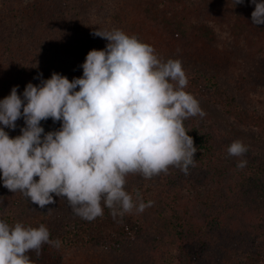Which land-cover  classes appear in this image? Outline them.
<instances>
[{
	"label": "trees",
	"instance_id": "16d2710c",
	"mask_svg": "<svg viewBox=\"0 0 264 264\" xmlns=\"http://www.w3.org/2000/svg\"><path fill=\"white\" fill-rule=\"evenodd\" d=\"M76 1L32 0L23 5L22 0H10L0 10V37H4L0 41L10 43L12 47L21 44L27 49L26 52L21 49L8 65L10 74L5 78L7 82H3L4 87L8 85L6 92L10 93L12 87L18 85V95L23 99L22 94L28 82L34 85L41 83L40 79L34 78L38 73L43 74L44 80L51 77L50 70L46 69V62L42 63L45 51L48 57L61 61L62 57L70 55L79 58L72 48H83L84 51L80 54L83 60L62 72L71 81L82 77L81 65L90 50L106 47L108 41L104 38L101 39L104 45L101 41H96L99 43L96 46L93 45L94 41L86 43L82 40L78 20L74 19L70 23L61 18L59 21L56 19L58 15L55 14H73L69 11L72 9L69 5H78ZM138 1L144 11L150 8L153 0ZM157 1L164 7L163 1L169 5L176 0ZM224 1L226 0H219V4ZM228 1L230 3L233 0ZM138 11L139 8L137 13ZM253 11L254 9L248 8L245 13L252 14ZM207 14H212V11ZM110 16L111 14H106L101 18L100 26L103 31H107L106 28L112 29L114 25H121V19H110ZM72 24L75 27L72 28ZM30 26L33 30L27 32ZM121 26L120 29L126 34L133 32L139 40L151 45L162 60L171 58L181 61L188 78L186 92L219 106L236 125L256 128L264 138V116L238 105L237 94L244 89L235 73L239 68L234 72L225 63L226 65L220 64V69L213 73L211 69L214 63L210 65L203 62L204 70L200 67L192 69L188 62L192 58L190 54L194 55L195 51H189L186 33L177 32L174 38L170 37L171 41L168 42L166 38L158 46H153L149 35L139 33L128 24ZM15 27L19 29L16 31ZM55 37L57 44L60 43L61 46H57L52 53L43 43L54 44ZM67 39L71 40L68 47L71 53L64 47ZM231 65L238 67V62L234 61L233 65L231 61ZM52 72L57 73L55 67ZM231 83L237 84L238 88H230ZM195 120V116H192L183 122L197 148L194 154L195 166H189L187 175L179 168L170 166L166 173L161 172L150 179L140 174H129L126 177L125 189L132 194L134 201L139 192L145 204L153 202L142 213L134 208L131 213H126L123 217L117 216L114 220L110 210L104 207L103 216L88 221L74 214L67 201L55 194H52L54 204L40 208L17 191L12 192V196L0 204V220L10 226H14L16 222H21L26 227H39L43 224L49 229L50 239L60 241L58 248L44 244L39 256L34 251L27 253L32 264H90L81 262L80 259L87 252L97 249H107L114 258H117L118 252L122 253L121 258L130 251L149 255L160 249L159 237L164 239L169 235L168 231L175 238L179 251L189 256L192 264H264V150L255 152L248 149L243 157L229 156L227 149L236 139L226 132L224 137L220 136L214 130H211V136L209 132L201 131ZM16 125L14 130L4 128L10 137L21 134V128L25 126L23 117L17 120ZM41 126L47 133L59 130L61 122H53L49 118L41 121ZM0 127L4 126L0 124ZM229 157L234 159L230 164L227 163ZM241 159L247 160L244 168L237 167V161ZM3 186L0 178V188ZM21 203L29 204L26 209L21 210ZM163 231L168 234H163ZM132 243L135 245L129 246Z\"/></svg>",
	"mask_w": 264,
	"mask_h": 264
},
{
	"label": "clouds",
	"instance_id": "9594fccd",
	"mask_svg": "<svg viewBox=\"0 0 264 264\" xmlns=\"http://www.w3.org/2000/svg\"><path fill=\"white\" fill-rule=\"evenodd\" d=\"M250 3L252 24H264V0ZM92 35L108 43L88 52L82 77L70 81L53 72L44 80L38 73L41 83L28 82L23 99L16 85L0 100V178L40 208L54 204L55 194L82 219L103 216L107 207L115 220L153 203L145 204L139 192L133 200L125 189L129 174L150 179L174 166L187 175L195 166L197 148L183 122L205 112L185 91L188 78L179 59L164 61L151 45L119 29ZM21 117V134L10 137L4 128L14 130ZM49 118L61 122L59 130L45 133L41 121ZM247 151L240 140L227 149L232 157ZM246 164L241 159L237 167ZM44 244L60 246L45 225L0 220V264H32L27 253L39 256Z\"/></svg>",
	"mask_w": 264,
	"mask_h": 264
},
{
	"label": "rangeland",
	"instance_id": "374dc122",
	"mask_svg": "<svg viewBox=\"0 0 264 264\" xmlns=\"http://www.w3.org/2000/svg\"><path fill=\"white\" fill-rule=\"evenodd\" d=\"M9 1L0 0V10L4 9V5H7ZM31 1L22 0V3L25 5L31 3ZM76 2L78 5H73V3L69 5L72 8L69 11H72L73 14H55L58 15L56 19L59 21V18H61L62 21L67 20L70 23L74 19L78 20L79 31L82 32H79V34L82 40L86 43L94 41V46L99 45L98 42L102 38L99 36H96L98 39L93 37L92 32L100 29V31H103L100 22L106 14H111L110 19H121V25L128 24L130 28L139 33L149 35L150 38H147L150 39L153 46H158L166 38L168 42L171 41L170 37L174 38L177 32L186 33L189 51H195L194 55L190 54L192 58L188 65H191L192 69H197L198 67H205L203 62L210 65L213 62L211 69L213 73L220 69V64L226 65L225 63L229 64L234 72L239 68L235 73L243 83L244 89L237 94L238 105L247 108L254 114L264 116V24L253 25L251 14L245 13L248 8H255L250 0H244L243 4L236 5L235 0L230 3L226 0L221 4H219V0H194V3L192 0H176L169 5L163 1L164 7L161 2L153 0L150 8H146L144 11L140 8L138 0H132L131 2L129 0H77ZM210 10L212 14H207L211 12ZM134 22L137 24H134ZM121 25H114L112 29L106 28V30H121ZM73 27H75V24H72ZM15 29L17 31L19 27H15ZM32 30V26L27 28V32ZM73 30L75 31V28ZM129 33L133 35V32L129 31ZM70 42V39L65 40L64 47H70ZM43 45L47 47V50L50 48L52 53H54L57 46H61L60 43L57 44V37H55L54 44L45 42ZM21 49L24 52L27 51L26 46L22 47L21 44L12 47L10 43L4 44L0 41V100L8 96L9 93V91H5L8 85L3 86V82H7L5 78L10 74L8 65L14 60V55L21 52ZM67 50L71 53V49L68 48ZM72 50L79 58L70 55L62 57L60 61L52 56L48 57L45 51L42 63L46 62V69L50 70L51 75L53 74V67L56 68L57 73L63 75V71H68L77 62L83 60L80 58V54L84 51L83 48L80 49L75 46ZM231 61H233V65L234 61L238 62V67H233ZM242 67L243 72H241ZM234 86L238 88L237 84H230V88L234 89ZM196 99L205 112L203 117L195 116L196 125L201 128V131L209 132L211 135V130H214L223 137L227 133L232 138L246 144L249 150L253 149L255 152L264 150V138L256 128L236 125L219 106L206 102L201 98ZM231 160L234 159L229 157L227 163L230 164ZM11 196L12 192L6 187L0 188V204L7 201ZM28 204L21 203L19 208L21 210L26 209ZM163 232V234H168L165 231ZM168 232L169 235H166L164 239L162 236L159 237L161 246L156 253L144 255L130 251L121 258L122 253L118 252L117 258L116 256L114 258L107 249H97L87 252L86 255L81 257L80 261L90 264H192L191 258L179 251L175 245V238L170 231ZM131 245L135 244L132 243L129 246ZM132 249L134 251L135 247Z\"/></svg>",
	"mask_w": 264,
	"mask_h": 264
}]
</instances>
